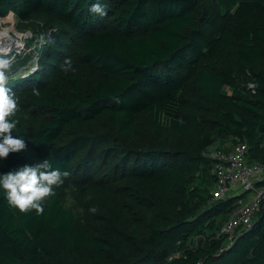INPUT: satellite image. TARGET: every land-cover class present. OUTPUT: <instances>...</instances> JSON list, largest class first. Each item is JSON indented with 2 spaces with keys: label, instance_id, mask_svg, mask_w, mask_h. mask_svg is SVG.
<instances>
[{
  "label": "trees",
  "instance_id": "1",
  "mask_svg": "<svg viewBox=\"0 0 264 264\" xmlns=\"http://www.w3.org/2000/svg\"><path fill=\"white\" fill-rule=\"evenodd\" d=\"M95 2L0 0V17L61 25L41 51L43 74L8 83L25 90L13 135L27 148L0 160V172L48 157L68 171L64 179L93 182L98 154L114 156L109 174L125 171L133 207L99 229L57 196L37 214L0 193V264H264V203L233 241L218 237L238 202L213 197L204 156L209 143L229 138L264 164V0H99L104 15L90 11ZM74 35L81 54L57 74ZM100 120L99 133L76 131Z\"/></svg>",
  "mask_w": 264,
  "mask_h": 264
},
{
  "label": "rangeland",
  "instance_id": "2",
  "mask_svg": "<svg viewBox=\"0 0 264 264\" xmlns=\"http://www.w3.org/2000/svg\"><path fill=\"white\" fill-rule=\"evenodd\" d=\"M59 28H61V25L44 16H35L30 21L25 22L20 21L13 12H10L5 17H0V49H10L8 54L15 57L8 73V83L23 81L34 72L43 74L44 70L38 64L41 51L43 48L45 50V46L49 45L50 42L52 44L56 43V39L58 38V32L56 30ZM69 38L67 39V44L63 45L64 48H61L62 54L60 59L54 62L53 72L57 74L65 70L64 64L66 60L72 62L81 54L78 35ZM90 69L93 72H98L96 69ZM88 77H86V85L89 83ZM20 89L24 88L22 87ZM24 91L15 90L14 92L19 103L25 98L23 97ZM21 114L27 117L29 112L27 109H24ZM139 122L142 123V120H138L134 135V141L138 144L143 143L145 139L141 134L143 123L140 125ZM103 123L104 121L100 120L95 124H91V126L79 128L76 131L84 134H90L92 131H98L99 133L106 128ZM232 144L231 139H222L209 143L206 149L214 146L229 147ZM100 157L101 155L98 154V161L100 160L102 167L100 169L101 171H97L94 174L95 181L85 182L80 177L71 175L64 179L63 187L55 189L54 194L46 198L43 204L50 197L57 196L67 209L73 211L77 220L83 223H90L99 229H107L114 213L122 210H130L134 197L132 195L133 191L129 188L130 180L126 177L124 170L112 174L113 176L109 174L117 157H103L102 159ZM250 194L248 193L247 196ZM238 200L236 199L235 201L238 202ZM93 207L95 208V212L90 211ZM208 232L210 233L211 230Z\"/></svg>",
  "mask_w": 264,
  "mask_h": 264
},
{
  "label": "clouds",
  "instance_id": "3",
  "mask_svg": "<svg viewBox=\"0 0 264 264\" xmlns=\"http://www.w3.org/2000/svg\"><path fill=\"white\" fill-rule=\"evenodd\" d=\"M90 11L104 15V6L97 0L91 4ZM10 49H0V160L6 159L10 153L26 150V140L20 133L19 120L15 118L17 97L9 86V70L15 57L9 55ZM65 69L71 68V61L66 60ZM32 93L39 96V89L32 88ZM69 175L67 170L53 167L49 158L39 159L33 164H24L7 172H0V193L7 203L21 212L35 210L43 212V201L54 194L55 188L64 182ZM90 211L95 212V208Z\"/></svg>",
  "mask_w": 264,
  "mask_h": 264
},
{
  "label": "built area",
  "instance_id": "4",
  "mask_svg": "<svg viewBox=\"0 0 264 264\" xmlns=\"http://www.w3.org/2000/svg\"><path fill=\"white\" fill-rule=\"evenodd\" d=\"M247 154L245 143L214 146L204 152L205 158L213 162L212 172L216 177L213 197L239 198L237 207L217 234L218 237L227 236L231 241L238 231L252 224L256 212L264 203V184H260L264 181V164L250 161ZM248 193L251 194L247 196Z\"/></svg>",
  "mask_w": 264,
  "mask_h": 264
}]
</instances>
